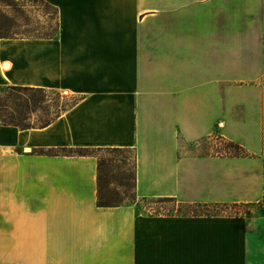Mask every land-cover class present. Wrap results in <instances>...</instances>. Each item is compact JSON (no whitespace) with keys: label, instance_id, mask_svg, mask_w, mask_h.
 <instances>
[{"label":"crops","instance_id":"0c3cea01","mask_svg":"<svg viewBox=\"0 0 264 264\" xmlns=\"http://www.w3.org/2000/svg\"><path fill=\"white\" fill-rule=\"evenodd\" d=\"M43 1L58 34L0 38V89L73 104L0 123V264H264V216L98 207V157L75 153L132 150L138 199L263 201L264 0Z\"/></svg>","mask_w":264,"mask_h":264},{"label":"rangeland","instance_id":"374dc122","mask_svg":"<svg viewBox=\"0 0 264 264\" xmlns=\"http://www.w3.org/2000/svg\"><path fill=\"white\" fill-rule=\"evenodd\" d=\"M0 1L4 2L5 4H10V0ZM6 16L9 19H7ZM55 26V10L51 6L39 2V0L18 1L16 5L13 6L3 4L0 5V33H4L15 38L43 35L52 33L55 29ZM23 92V94L28 96V98L41 99L36 107H30L32 110L30 111V115L28 116L26 124L31 123L35 126H39L43 121L52 119L56 115L60 116L73 104L72 99L51 90H49L46 94L33 91ZM19 97L20 95L15 93L13 95L11 94L10 96L3 95L1 98V103L7 104L14 111L16 110V105L19 104ZM219 143L220 145H218V147L213 144H204L202 146L203 149L204 147H208L207 150H205L206 152L208 151L223 155L234 153L235 150H233V147H231L230 143L227 141H221ZM95 155L100 159L106 160L103 172L106 179L115 181L116 186L118 185L119 181L126 182L128 186L133 185L135 155L132 151L128 153L99 152L95 153ZM117 179L119 180L118 182H116ZM123 191L124 189L120 188V192ZM128 196H131V199L129 200H132L135 197L134 191H132V189H129ZM133 204H136L139 207V211L145 213H205L247 216L248 214L259 213L264 210V207L202 208L198 206H182L177 205L176 203H164L162 200H142L138 199L137 197L135 198Z\"/></svg>","mask_w":264,"mask_h":264},{"label":"trees","instance_id":"16d2710c","mask_svg":"<svg viewBox=\"0 0 264 264\" xmlns=\"http://www.w3.org/2000/svg\"><path fill=\"white\" fill-rule=\"evenodd\" d=\"M18 1H27V0H18ZM16 0H10V4H5L4 2H1L3 5L13 6L16 5L18 2ZM29 1V0H28ZM37 1V0H32ZM39 2H42L46 5L51 6L47 2L43 0H39ZM0 4V5H2ZM56 13V26L52 33L50 34H43V35H34V36H23L19 38H55L59 31V21L57 17V9L53 6H51ZM7 18V16H6ZM9 19V18H7ZM0 38H15L11 37L7 34L0 33ZM41 92L42 94H46L43 89L38 88H30V87H6L0 89V123L5 126H14L18 127L22 130L24 129H30V128H38V127H46L49 124H51L59 115H56L52 119H48L46 121H43L39 126H35L31 123L26 124V121L28 120V116L30 115V111L32 110L30 107L34 106L36 107L37 104L41 101V99H35V98H28L27 95L23 94L24 92ZM18 94L20 97L18 98L19 104L16 105V110L13 111L11 107H9L7 104H2V96H10L11 94ZM22 95V96H21ZM21 99V102H20ZM43 100V99H42ZM10 110V111H8ZM132 150L129 149H121V148H106V149H98V150H89L86 148H80L75 153L79 155H87L91 153H99V152H120V153H128ZM106 164V160L98 158V176H97V206L98 207H118L126 204L133 203L136 198V172H135V166H134V177H133V185L128 186L126 182H121L117 179L116 182L119 181L118 185L116 186L115 181H110L106 179L104 176V167ZM120 188L124 189L123 192H120ZM129 189H132L134 191L135 197L132 200L131 196H128ZM129 201H127V200ZM202 208H208V206H199ZM215 207H264V200L257 203V204H234V205H222V206H215ZM247 216H264V210H262L259 213L255 214H248Z\"/></svg>","mask_w":264,"mask_h":264}]
</instances>
